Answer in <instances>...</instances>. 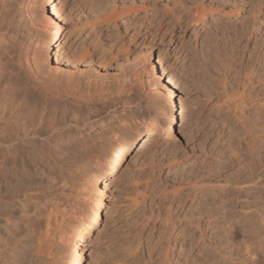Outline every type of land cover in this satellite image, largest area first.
<instances>
[{
	"label": "rangeland",
	"instance_id": "374dc122",
	"mask_svg": "<svg viewBox=\"0 0 264 264\" xmlns=\"http://www.w3.org/2000/svg\"><path fill=\"white\" fill-rule=\"evenodd\" d=\"M57 1L75 69L37 66L49 24L40 2L21 17L24 64L52 91L100 94L89 133L132 131L121 104L132 94L140 111L162 114L145 85V49L183 112L172 136L112 180L103 234L83 264H264V0ZM95 161L67 182L0 197V264H61L73 221L88 218Z\"/></svg>",
	"mask_w": 264,
	"mask_h": 264
},
{
	"label": "bare ground",
	"instance_id": "6f19581e",
	"mask_svg": "<svg viewBox=\"0 0 264 264\" xmlns=\"http://www.w3.org/2000/svg\"><path fill=\"white\" fill-rule=\"evenodd\" d=\"M38 2L43 8L44 14H41L48 16L49 24L44 35L35 40L36 46L40 48L37 66L40 64L44 70L52 71L68 68L67 73L75 69L70 57L65 54L66 18L61 14V7H57V0H0V175L3 178L0 197L8 200L14 189L17 193L23 191L21 194L24 195L32 188L36 190L49 187L50 183L67 182L66 179L74 170L96 159L94 169L89 171L91 200L88 218L80 222L73 221V234L68 238L67 254L61 262L83 264L89 239L92 240L93 235L99 238L103 234V228L100 227L105 225L103 212L105 215L108 213L106 210L112 180L122 176L139 153L149 152L153 143L157 142V136H172L183 112L175 97L173 81L167 79L162 70L161 60L155 59L153 53L145 49V85L149 94L158 97L154 104L162 114L140 111L137 107L138 96L135 98L132 94L121 103L123 120L132 127V131L110 124L100 126L103 130L97 134L89 133L96 123L90 111L98 106L94 99L99 98L100 94L93 97L87 91L84 94L79 90L61 94L60 91L48 89L38 78L35 80V76L30 78V70L26 71L28 64L25 67L26 57L23 55L27 56V53L23 54L22 47L26 24L21 21V17L26 12L25 8L32 11ZM51 2L52 10H49ZM214 60L220 61L221 56L217 55ZM37 66L36 69L40 67Z\"/></svg>",
	"mask_w": 264,
	"mask_h": 264
}]
</instances>
